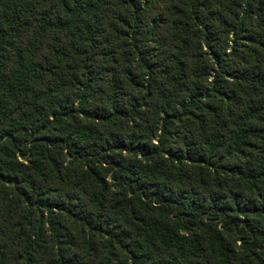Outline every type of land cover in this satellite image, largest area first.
I'll use <instances>...</instances> for the list:
<instances>
[{
	"label": "trees",
	"instance_id": "trees-1",
	"mask_svg": "<svg viewBox=\"0 0 264 264\" xmlns=\"http://www.w3.org/2000/svg\"><path fill=\"white\" fill-rule=\"evenodd\" d=\"M0 264H264V0H0Z\"/></svg>",
	"mask_w": 264,
	"mask_h": 264
}]
</instances>
